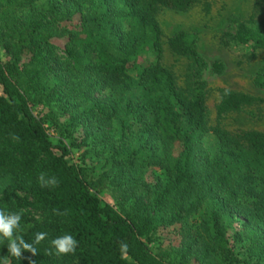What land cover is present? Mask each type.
I'll return each mask as SVG.
<instances>
[{
  "label": "trees",
  "instance_id": "16d2710c",
  "mask_svg": "<svg viewBox=\"0 0 264 264\" xmlns=\"http://www.w3.org/2000/svg\"><path fill=\"white\" fill-rule=\"evenodd\" d=\"M193 2L0 0V264H264V132L208 125L204 72L222 65L186 33L167 41L194 57L188 94L161 61L158 5ZM231 39L264 48V26L240 22ZM258 99L226 90L217 110ZM61 116L71 134L53 143L43 121ZM107 187L130 210L104 202ZM160 234L171 239L155 253Z\"/></svg>",
  "mask_w": 264,
  "mask_h": 264
},
{
  "label": "rangeland",
  "instance_id": "374dc122",
  "mask_svg": "<svg viewBox=\"0 0 264 264\" xmlns=\"http://www.w3.org/2000/svg\"><path fill=\"white\" fill-rule=\"evenodd\" d=\"M155 14L164 44L162 64L171 71L176 84L187 94L190 92L194 80V57L172 52L167 41L168 38L178 32H184L188 35L189 40L195 43L198 52L205 59L210 63L219 61L222 65L221 71H217L210 65L204 72L208 83L206 92L208 125L212 128L219 125L232 133L248 129L264 132V87L254 82L256 72L264 63V48L257 47L253 43L239 45L231 39V34L235 33L240 22L249 26L256 24L264 26V0H194L192 5L185 10L159 4ZM5 48L0 45V60L2 62L10 59V54L5 51ZM49 52L52 55L50 58L55 59L56 64H61L64 61L65 55L60 49H50ZM143 58L153 59L154 54L145 53ZM226 90L248 93L259 99L241 106L239 109L218 113V105ZM0 94H2L1 86ZM41 109V105L32 107L33 113L37 116L44 113ZM43 122L53 143L59 141L68 143L72 128L68 119L63 116L59 117L58 123L62 124V127L55 123V120L46 119ZM206 141L212 144L211 131H209ZM70 150L69 161L79 164L82 151L76 148ZM90 173L91 177L99 175L96 170ZM147 178L152 180V174H148ZM98 195L104 202L112 204L124 214L130 210L131 204L122 202L118 194L112 192L109 187L100 189ZM241 221L242 218L239 216L227 220L229 235L241 227ZM161 235H155L149 242L151 250L155 253H158L159 247L171 239V235ZM232 244L235 251L241 250L240 242H232ZM239 254L241 258L245 257L243 253Z\"/></svg>",
  "mask_w": 264,
  "mask_h": 264
}]
</instances>
